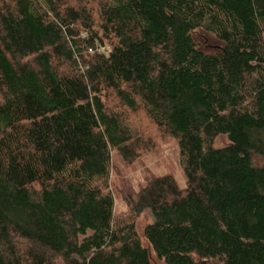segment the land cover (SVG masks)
Masks as SVG:
<instances>
[{"label": "trees", "instance_id": "obj_1", "mask_svg": "<svg viewBox=\"0 0 264 264\" xmlns=\"http://www.w3.org/2000/svg\"><path fill=\"white\" fill-rule=\"evenodd\" d=\"M0 76V264H264V0H0Z\"/></svg>", "mask_w": 264, "mask_h": 264}, {"label": "rangeland", "instance_id": "obj_2", "mask_svg": "<svg viewBox=\"0 0 264 264\" xmlns=\"http://www.w3.org/2000/svg\"><path fill=\"white\" fill-rule=\"evenodd\" d=\"M204 45H210L206 39ZM0 82L2 78L0 76ZM4 88L0 87V97L4 94ZM154 147L144 152L140 158L132 164H127L117 155H113V168L111 173L112 192L115 198V215L126 217L129 215V208L126 198L131 194L139 192L144 188L151 177L172 175L181 188L186 185L183 169L180 160L178 143L172 138H162L159 135H152ZM229 144L227 138L220 137L217 140L218 147H225ZM254 165L264 167V159L254 156ZM152 222L149 212L144 213L138 220V232L142 236L145 227ZM152 264H163L156 261L153 255ZM211 264H222L219 261H212Z\"/></svg>", "mask_w": 264, "mask_h": 264}]
</instances>
